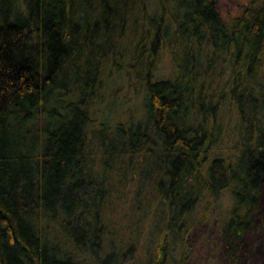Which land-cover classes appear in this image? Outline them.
Here are the masks:
<instances>
[{"label": "trees", "instance_id": "obj_1", "mask_svg": "<svg viewBox=\"0 0 264 264\" xmlns=\"http://www.w3.org/2000/svg\"><path fill=\"white\" fill-rule=\"evenodd\" d=\"M171 25L184 37H171ZM126 40L145 119L112 128L95 105ZM163 46L173 71L153 80ZM97 145L102 172L110 157L128 160L127 193L140 187L132 160L166 159L153 181L167 209L152 264H187L186 235L212 220L220 240L213 247L206 237L197 261L217 264L222 245V264H238L264 184V0H243L228 20L217 0H0V264H87L84 254L95 255L106 226L100 199L113 194L93 167ZM223 191L230 206L215 216ZM126 245L111 247V264Z\"/></svg>", "mask_w": 264, "mask_h": 264}, {"label": "rangeland", "instance_id": "obj_2", "mask_svg": "<svg viewBox=\"0 0 264 264\" xmlns=\"http://www.w3.org/2000/svg\"><path fill=\"white\" fill-rule=\"evenodd\" d=\"M243 0H217L218 9L225 20L238 12L239 6ZM171 13L173 17H177L179 21H184L185 12L175 11L172 7ZM153 10L156 7L152 6ZM176 25H171L168 29L171 37H178L180 32ZM145 29H136L140 34ZM124 33H129V29H123ZM134 29H130V34ZM181 34V33H180ZM184 35L181 34V38ZM162 41V40H161ZM129 42L126 40L119 47V52L122 51L123 56L116 54V68L111 70L110 78L104 80L102 88L99 90L101 98L96 102V115L107 120L110 127H114L116 122L143 121L145 119L143 110L144 86L143 79L134 75L128 78L129 73ZM180 61L186 66L188 62H192L188 56L183 57L180 54ZM141 69H144L142 67ZM173 67L170 61V55L166 46H163L158 54L157 60L152 71V79L166 78L172 74ZM76 73V72H74ZM79 74V73H78ZM76 78V75H72ZM80 77V76H79ZM82 92H77V96L82 93L96 91V87L82 86ZM142 128L144 126L142 125ZM146 129V128H145ZM111 129H103L96 126V132L100 135L109 133ZM105 143L109 144L108 141ZM93 167L99 170L100 175L107 178L103 184V190L107 191L112 184L113 194L104 195L100 199V216L105 226V234H101L100 244L94 245L93 254H84V263L87 264H111L112 257H107L111 253V247L116 245L127 244L125 249L130 245L132 250H126V253L117 261V264H152L155 255V246L161 230L165 228L166 217L164 213L167 209L165 202L161 201L159 193L153 186V181H157L155 170L159 162L165 161V157L157 155L155 157L148 154L142 155L132 162L138 163L139 171L135 173L139 180V188L128 192L135 186L129 182L131 168L127 166V161L120 162L116 158L113 159V168L104 170L100 163V154L102 152L100 146L93 147ZM119 159V158H118ZM119 165L121 167L119 168ZM112 177V179H110ZM152 182V183H151ZM129 189V190H128ZM127 190V191H126ZM108 196V197H107ZM216 213L224 215L230 206V197L227 191L221 192L216 201L213 202ZM206 237H211L213 247H216L218 236L217 223L204 221L201 224H194L190 232L186 235V241L193 253V259L187 264H199V254L204 255L206 251ZM123 241V242H121ZM240 253L238 264H264V184L261 190V208L255 215L254 227L244 233L240 239ZM110 246V247H109ZM124 246V245H123ZM215 252V260L217 264H222L227 261L225 248L220 245ZM119 253H117L118 255ZM207 252L205 257L207 259ZM198 259V261H197Z\"/></svg>", "mask_w": 264, "mask_h": 264}]
</instances>
